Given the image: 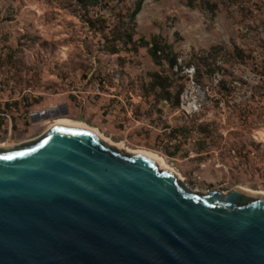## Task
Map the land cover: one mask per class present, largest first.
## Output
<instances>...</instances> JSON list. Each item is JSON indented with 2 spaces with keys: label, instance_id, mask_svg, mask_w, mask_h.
<instances>
[{
  "label": "rangeland",
  "instance_id": "rangeland-1",
  "mask_svg": "<svg viewBox=\"0 0 264 264\" xmlns=\"http://www.w3.org/2000/svg\"><path fill=\"white\" fill-rule=\"evenodd\" d=\"M139 2L0 0V122L29 123L0 143L55 106L194 191H264V0Z\"/></svg>",
  "mask_w": 264,
  "mask_h": 264
},
{
  "label": "water",
  "instance_id": "water-1",
  "mask_svg": "<svg viewBox=\"0 0 264 264\" xmlns=\"http://www.w3.org/2000/svg\"><path fill=\"white\" fill-rule=\"evenodd\" d=\"M0 264H264V195L194 191L56 124L0 147Z\"/></svg>",
  "mask_w": 264,
  "mask_h": 264
},
{
  "label": "bare ground",
  "instance_id": "bare-ground-1",
  "mask_svg": "<svg viewBox=\"0 0 264 264\" xmlns=\"http://www.w3.org/2000/svg\"><path fill=\"white\" fill-rule=\"evenodd\" d=\"M194 103H188L187 106L185 107L189 112H192L194 111ZM45 113L46 118H49V117H53V119L51 118V120L49 122H47V128L46 130H48L49 128H51L52 126L56 125V124H63V125H70V126H75V127H81V128H85V129H88L94 133H96L97 135H99L101 138H103L104 140H106L107 142H109L110 144L118 147V148H121L127 152H135V153H139V154H142V155H145V156H148L149 158L155 160L160 166H162L164 169L166 170H169L175 174H177L182 180H183V177L182 175H180L174 168H172L171 166H169L167 164V162L165 161L164 157L158 155V154H155L154 152L152 151H148V150H144V149H136V150H133V149H130L128 147H126L124 144L122 143H114L112 142V140L108 139L107 137H105L98 129L96 128H93L89 125H87L85 122H82V121H75L73 119H70L69 117H66V116H63V117H58L60 115V110H58L57 107H52L50 108L49 110H44V111H41L40 113H38V116L41 118V115ZM53 114V115H52ZM62 114V113H61ZM66 114V113H65ZM46 121V120H45ZM43 123V122H42ZM45 130V131H46ZM15 144L12 143L11 141L5 143V144H0V147L1 148H10L12 146H14ZM237 188L241 189L242 191L246 192V193H251V194H255V195H264V191H253L251 190L250 188H248L247 186H237Z\"/></svg>",
  "mask_w": 264,
  "mask_h": 264
},
{
  "label": "flooded vegetation",
  "instance_id": "flooded-vegetation-1",
  "mask_svg": "<svg viewBox=\"0 0 264 264\" xmlns=\"http://www.w3.org/2000/svg\"><path fill=\"white\" fill-rule=\"evenodd\" d=\"M59 110V109H58ZM44 115H46V114H42L41 115V117H44ZM53 115V114H52ZM35 117L38 119V118H40L39 116H38V113L35 115ZM44 118H46V117H44ZM3 123L4 122H0V140H2V139H4V138H7V137H13L14 136V134L15 133H24L27 129H28V125H29V123L28 124H24L22 127L21 126H17V125H14L12 122L11 123H9V125H8V123H6V125H3ZM3 127H5V128H3ZM0 144H5V143H0Z\"/></svg>",
  "mask_w": 264,
  "mask_h": 264
},
{
  "label": "trees",
  "instance_id": "trees-1",
  "mask_svg": "<svg viewBox=\"0 0 264 264\" xmlns=\"http://www.w3.org/2000/svg\"><path fill=\"white\" fill-rule=\"evenodd\" d=\"M143 1L144 0H140V2H139V7L141 6V4L143 3ZM161 51V49L159 48V45L158 44H155L154 46H153V50H152V56L154 57V58H158V53Z\"/></svg>",
  "mask_w": 264,
  "mask_h": 264
}]
</instances>
